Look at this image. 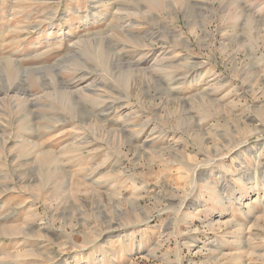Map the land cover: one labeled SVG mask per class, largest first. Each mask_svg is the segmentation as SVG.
Returning <instances> with one entry per match:
<instances>
[{"label":"rangeland","instance_id":"1","mask_svg":"<svg viewBox=\"0 0 264 264\" xmlns=\"http://www.w3.org/2000/svg\"><path fill=\"white\" fill-rule=\"evenodd\" d=\"M175 1L0 0V264H264V0Z\"/></svg>","mask_w":264,"mask_h":264},{"label":"bare ground","instance_id":"2","mask_svg":"<svg viewBox=\"0 0 264 264\" xmlns=\"http://www.w3.org/2000/svg\"><path fill=\"white\" fill-rule=\"evenodd\" d=\"M152 1V0H151ZM162 1V0H161ZM177 2H180V4H182V6L184 5L186 8V11L187 10H189V6H191V4H190V1L191 0H176ZM175 1V2H176ZM217 1H219V2H227V3H232V2H234V1H236V0H217ZM206 2V1H205ZM156 4V3H155ZM191 16V15H190ZM111 106V105H110ZM72 109V108H71ZM71 109H68L69 111L71 110ZM102 112V111H101ZM43 154V153H42ZM263 176V175H262Z\"/></svg>","mask_w":264,"mask_h":264}]
</instances>
